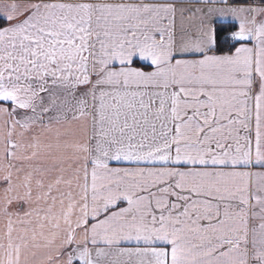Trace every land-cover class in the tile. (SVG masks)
Masks as SVG:
<instances>
[{
	"label": "snow or ice",
	"instance_id": "6c2138e0",
	"mask_svg": "<svg viewBox=\"0 0 264 264\" xmlns=\"http://www.w3.org/2000/svg\"><path fill=\"white\" fill-rule=\"evenodd\" d=\"M0 264H264V0H0Z\"/></svg>",
	"mask_w": 264,
	"mask_h": 264
}]
</instances>
